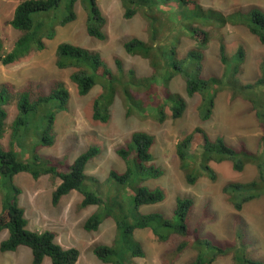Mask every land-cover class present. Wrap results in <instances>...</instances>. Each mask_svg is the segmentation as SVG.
<instances>
[{
    "label": "trees",
    "instance_id": "1",
    "mask_svg": "<svg viewBox=\"0 0 264 264\" xmlns=\"http://www.w3.org/2000/svg\"><path fill=\"white\" fill-rule=\"evenodd\" d=\"M18 1L11 25L20 34L9 50L0 36V65L12 64L32 51L46 48L45 38L55 36L56 25L52 21L49 25L44 17H54L62 3L65 12L60 24L66 25L77 16L78 0ZM81 1L88 10V34L106 40L107 19L98 0ZM121 3L125 18L139 13L147 22L148 39L131 38L124 47L131 54L147 58L152 75L139 79L132 71L125 73L119 60L118 72L114 73L99 52L70 41L61 42L56 49V66L74 68L70 80L79 94H88L97 84L102 86L103 91L94 102L93 118L102 122L110 119V106L118 92L123 93L129 110L133 105L142 110H154V115L163 120L166 118L164 108L169 105L174 118L181 117L187 101L180 93L170 90L176 77L184 80L189 96L195 93L203 96L199 112L204 121L211 118L220 92L228 91L231 99L241 97L250 103L260 127L257 149L251 150L243 142L237 147L228 144L222 135L212 137L205 128L196 126L178 141L176 151L180 168L191 185L202 176L217 179L210 165L212 161H230L236 171L254 164L258 172L255 178L247 182L230 181L223 191L238 211L250 201L264 197V61L260 64V76L255 81L244 82L241 75L247 50L243 44L234 51L229 50L224 34L228 25H240L264 44V8L251 6L226 13L204 5L202 0H121ZM184 37L192 41V47L180 57L178 49ZM214 45L222 72L206 76L203 74L205 59ZM70 98L71 92L63 79L54 80L48 90L34 83L18 90L9 83L0 87V185L5 190L0 232L8 231V236L0 243L1 251H16L25 246L31 251L33 264H42L45 258H50L52 264H76L81 254L77 247L58 243L55 231L29 228L26 210L19 203L21 190L13 180L17 174L26 172L34 179L51 175L60 180L53 191L54 204L77 191L83 196L80 207L97 206L84 223L86 230H98L107 218L114 220L113 242L94 247L96 256L106 264H138L136 258L145 256L143 245L136 237L137 230L142 229L150 230L159 241L182 237L177 251L188 246L196 248L195 264H214L218 256L229 252L233 253V264H264V259L249 252L248 242L239 228L236 243L225 248L202 236L198 226L192 225L196 205L192 195L178 196L168 216L161 210H141L166 198L163 186L150 183L165 172L156 163L157 140L153 133L133 132L130 142L116 149L125 169L111 168L104 180L87 172L88 164L102 153L99 143L87 147L71 163L43 156L39 149L55 144L57 117L69 108ZM11 104L15 105L17 114L9 122ZM203 216H211L209 208L205 207Z\"/></svg>",
    "mask_w": 264,
    "mask_h": 264
},
{
    "label": "rangeland",
    "instance_id": "2",
    "mask_svg": "<svg viewBox=\"0 0 264 264\" xmlns=\"http://www.w3.org/2000/svg\"><path fill=\"white\" fill-rule=\"evenodd\" d=\"M206 6L220 9L226 13L251 6L264 8V0H202ZM18 0H0V36L6 49H11L20 32L11 25ZM103 15L107 19L104 27L108 38L101 41L87 32L88 10L78 0L75 5L76 19L66 25L60 24L65 12L64 3L58 8L54 17L44 18L56 25V33L52 39L45 38L46 48L32 51L18 61L0 65V87L9 83L15 90L29 83L40 85L48 90L56 79L66 81L71 92L69 108L58 114L56 123V141L51 147H41L39 152L59 161L73 160L90 145L99 143L102 153L95 157L87 167L89 174L97 175L104 180L111 168L124 170L125 164L116 149L130 142L135 131H148L156 136L154 154L156 163L163 167L164 175L150 181L152 186H163L166 198L162 202L143 206V212L161 210L171 215L178 196L192 195L196 205L192 211V225L198 226L202 236H207L214 244L223 248L236 243V232L239 228L248 242V250L253 256L264 259V197L247 203L241 211L236 210L230 202L223 187L230 181L247 182L257 176V167L249 163L244 170L236 171L230 161L215 162L210 165L217 174V179L207 176L199 178L196 184L187 182L180 168V160L176 145L193 131L196 126L205 128L212 137L222 135L228 144L239 146L245 143L249 149H257L260 127L255 113L248 101L241 97L231 99L228 91L217 95L213 114L209 120H202L200 105L203 96L195 93L189 96L184 80L176 77L171 83V92L180 93L187 101L183 115L174 118L169 105L164 110L166 118L159 119L154 110H142L133 105L130 110L122 92H118L110 106V119L107 122L93 118L95 99L102 93V86L97 84L88 94L81 95L76 85L70 80L73 67L58 68L56 66V49L63 41L99 52L112 71L118 72L117 60L125 73L132 71L137 78L149 77L153 69L147 58L126 51L124 43L131 38L148 39L147 22L141 14L125 18L121 0H98ZM51 22L48 24L50 25ZM228 48L236 50L243 44L247 50L243 64L241 79L244 82L255 81L260 76V64L264 61V44L260 43L249 31L240 25H228L224 30ZM192 47L188 37L183 38L178 52L183 57ZM222 65L214 45L207 52L203 74H221ZM126 75V74H125ZM127 76V75H126ZM152 113V114H151ZM17 114L14 104L9 105L11 122ZM14 184L20 188L19 203L25 208L29 220V228L53 230L57 233L56 241L65 247L80 249V257L76 264H106L94 252L97 244H111L115 236V222L107 218L98 230L88 231L84 228L86 219L98 207L91 205L80 207L83 196L72 191L64 196L58 204L52 200L53 191L60 183L58 178L43 175L34 179L29 173L22 172L14 176ZM4 188L0 185V211ZM209 208L211 216L205 218L204 210ZM213 215V216H212ZM240 218V221H239ZM8 236V231L0 232V243ZM136 237L141 241L145 256L137 257L138 264H195L198 250L188 246L177 251L182 237H173L167 242L159 241L148 229L137 230ZM233 253L218 256L214 264H233ZM0 264H33L29 248L19 247L16 251L0 250ZM42 264H52L45 258Z\"/></svg>",
    "mask_w": 264,
    "mask_h": 264
}]
</instances>
